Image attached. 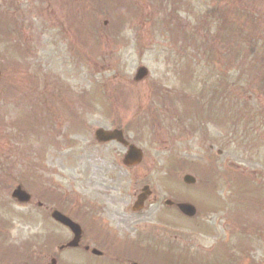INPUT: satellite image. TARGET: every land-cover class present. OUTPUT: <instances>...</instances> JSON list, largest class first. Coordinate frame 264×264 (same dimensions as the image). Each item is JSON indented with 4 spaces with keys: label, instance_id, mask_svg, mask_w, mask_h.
Masks as SVG:
<instances>
[{
    "label": "rangeland",
    "instance_id": "obj_1",
    "mask_svg": "<svg viewBox=\"0 0 264 264\" xmlns=\"http://www.w3.org/2000/svg\"><path fill=\"white\" fill-rule=\"evenodd\" d=\"M33 1L14 17L0 0L1 25L12 22L0 28V264H46L69 239L58 228L43 237L38 217L18 216L7 168L35 198L56 171L99 183L122 153L96 145L100 127L124 129L144 153L121 185L107 182L120 197L96 185L88 193L95 207L106 202L89 221L109 234L110 259L264 264V0H60L43 52L34 34L23 58L5 38L22 20L24 31L50 25V10L43 17ZM141 66L148 76L135 81ZM185 174L196 184L184 185ZM144 184L164 195L172 186L173 199L206 212L192 221L156 206L134 215L131 195ZM76 257L58 264H86Z\"/></svg>",
    "mask_w": 264,
    "mask_h": 264
},
{
    "label": "flooded vegetation",
    "instance_id": "obj_2",
    "mask_svg": "<svg viewBox=\"0 0 264 264\" xmlns=\"http://www.w3.org/2000/svg\"><path fill=\"white\" fill-rule=\"evenodd\" d=\"M57 0H40L42 4L47 5V8L55 7ZM11 7L15 9H20L21 6H24L25 4L21 3L22 0H11ZM52 24H55L56 21H52ZM24 24L23 21L22 24H19L15 26L17 28L16 30H12L13 33L17 36L19 39H23L25 41H29L30 38V31L29 29L27 31H24ZM45 28L41 27L39 29V36L43 38L45 33ZM18 39V40H19ZM19 43H21L19 41ZM19 49L23 50L24 48L22 45H19ZM126 151V150H125ZM118 155V154H114ZM11 176V175H9ZM55 176V175H54ZM53 176V177H54ZM58 180L55 179H43L41 182L37 198H34L36 200V203L33 204L32 197L31 200L26 203L22 204V211L20 213V216L22 218H28L31 215L37 213L41 219V231L40 233L44 235L48 230H51L53 227H59L66 231L67 233L72 236L69 229L61 225L60 223L55 222L52 219V214L54 212H59L62 215L68 217L73 222L77 223L81 227V239L79 246L75 249L70 248H64L58 252L59 260L62 257H67L70 255H82L88 258H96L100 259L101 264L105 263V259L107 257L106 251L108 248H110L109 243V237L108 234L105 233V228L102 227H93L89 228L88 226L85 227L84 220H86L89 216L93 214L94 211L97 213H103L105 208V203H98L97 207H93V202L91 201L90 196L85 197H78L74 195V189L78 186V181L75 179L69 177L62 178L61 175L58 174ZM61 179L63 182H61ZM91 179L88 178L86 181L85 187L79 184V188L83 191H88L87 188H91ZM104 185L105 183L102 182ZM111 197L110 195H108ZM153 202L155 204H159V200L156 197V194L153 196ZM65 244L59 245L58 249L61 248ZM93 250H99L101 251V256L96 257L92 254Z\"/></svg>",
    "mask_w": 264,
    "mask_h": 264
},
{
    "label": "water",
    "instance_id": "obj_3",
    "mask_svg": "<svg viewBox=\"0 0 264 264\" xmlns=\"http://www.w3.org/2000/svg\"><path fill=\"white\" fill-rule=\"evenodd\" d=\"M138 73H139V77H142L143 75H145V70L144 69H140L138 71ZM96 136L101 141H109V140H112V139H116V140H118L120 142H123L122 138H121V133L118 132V131L97 130L96 131ZM184 181L186 183H192V182H194V179L191 178L190 176H185ZM141 203H142L141 197H139V202H137V204L135 205L134 210L138 209L139 206L141 205ZM179 208L184 214H186L188 216H192L194 214V212H195L193 210V208H191V206H189L187 204H181V205H179Z\"/></svg>",
    "mask_w": 264,
    "mask_h": 264
}]
</instances>
